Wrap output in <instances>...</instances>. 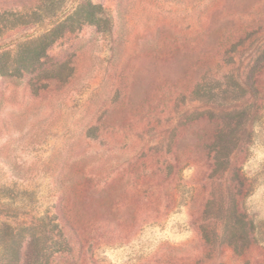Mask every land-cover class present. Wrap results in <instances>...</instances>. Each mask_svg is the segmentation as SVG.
<instances>
[{
  "label": "rangeland",
  "instance_id": "374dc122",
  "mask_svg": "<svg viewBox=\"0 0 264 264\" xmlns=\"http://www.w3.org/2000/svg\"><path fill=\"white\" fill-rule=\"evenodd\" d=\"M0 71V264H264V0H0Z\"/></svg>",
  "mask_w": 264,
  "mask_h": 264
},
{
  "label": "trees",
  "instance_id": "16d2710c",
  "mask_svg": "<svg viewBox=\"0 0 264 264\" xmlns=\"http://www.w3.org/2000/svg\"><path fill=\"white\" fill-rule=\"evenodd\" d=\"M1 73L2 72L0 71V74ZM20 232H21V230L19 229V230L16 231V234H14L12 231H10L9 234H8V236H9L11 242H12L14 255L17 254V252H19V250L22 248L21 241L16 239V238H19V239L21 238L20 237ZM4 245H5L4 242L0 243V252L5 250L6 246H4ZM7 261H8V264H11V262H12L11 260H7Z\"/></svg>",
  "mask_w": 264,
  "mask_h": 264
}]
</instances>
